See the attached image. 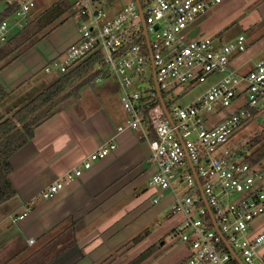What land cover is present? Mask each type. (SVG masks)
I'll use <instances>...</instances> for the list:
<instances>
[{"label": "built area", "instance_id": "obj_1", "mask_svg": "<svg viewBox=\"0 0 264 264\" xmlns=\"http://www.w3.org/2000/svg\"><path fill=\"white\" fill-rule=\"evenodd\" d=\"M223 2L130 0L110 14L105 7L114 5L106 6L103 0H76L73 13L80 18L79 37L60 56L62 62L57 57L44 67L48 73H67L103 51L97 70L119 78L129 114L118 132L138 131L149 143L148 162L155 166L150 185L173 196L175 232L190 248L181 264H231L230 248L245 264H255L264 246V231L253 235L255 221L264 215V170L246 162L241 148H225L245 127L264 130V59L248 72H240L233 60L248 48L244 35L222 43L212 37L191 41L184 34L192 22ZM37 3L7 1L18 6L15 14L22 18H28ZM7 35L4 21L0 39L6 40ZM129 68L141 82L147 81L144 93L141 87L131 90L136 76L127 73ZM210 79L212 84L189 104L178 103V98L168 100L180 87L186 91ZM230 106L234 110L220 116ZM116 148L115 142H109L88 154L83 169L76 167L60 176L42 192L43 197L56 195ZM184 184L185 194L180 195ZM160 197H154L153 203Z\"/></svg>", "mask_w": 264, "mask_h": 264}, {"label": "crops", "instance_id": "obj_2", "mask_svg": "<svg viewBox=\"0 0 264 264\" xmlns=\"http://www.w3.org/2000/svg\"><path fill=\"white\" fill-rule=\"evenodd\" d=\"M63 36L51 46L53 50H35L30 63L14 67L21 57L0 73V82L13 91L8 99L26 86L27 76L34 78L33 68L44 54V65L59 58L78 39L79 31L72 33L67 28ZM262 50L248 45L234 58V67L241 72L253 63L252 69L262 60L253 62ZM102 78L83 87L79 97L59 104L13 156L10 178L17 194L0 205V264H181L190 255V248L175 232L177 219L171 215V207L167 209L168 198L172 204L173 196L162 194L153 203L157 191L138 193L139 178L155 171L148 162L150 145L138 131L118 132L129 119L128 112L120 109L121 91L110 84L87 89ZM39 86L38 93L20 97L3 117L49 85ZM109 142H115L117 148L108 157L84 169L81 177L53 197H43L49 185L76 167L83 169L87 155ZM254 229L253 235L264 231V215L255 221ZM255 264H264V246Z\"/></svg>", "mask_w": 264, "mask_h": 264}, {"label": "trees", "instance_id": "obj_3", "mask_svg": "<svg viewBox=\"0 0 264 264\" xmlns=\"http://www.w3.org/2000/svg\"><path fill=\"white\" fill-rule=\"evenodd\" d=\"M117 1L103 0L106 6H112ZM17 8L16 5H8L0 13V24L15 14ZM73 9V0H54L44 11L31 17L19 32L4 40L0 45V73L34 49L55 27L69 17H75ZM102 57L103 51H99L84 59L69 72L60 74L52 84L18 107L10 116L0 120V205L13 199L17 194L10 178L13 171L11 163L13 156L33 138L36 128L53 114L59 104L70 97H79L81 89L91 84L99 76L110 75L101 69L93 73L98 64L102 62ZM193 88V86L188 87L186 92ZM12 92L0 82V104L5 102ZM151 137L154 138L155 135L151 133ZM141 138L144 140L143 137ZM241 152L246 162L264 170V130L257 131L248 141L245 149L241 148ZM137 238L141 239L142 236ZM222 245L226 247L225 244ZM231 264L241 263L234 257Z\"/></svg>", "mask_w": 264, "mask_h": 264}, {"label": "rangeland", "instance_id": "obj_4", "mask_svg": "<svg viewBox=\"0 0 264 264\" xmlns=\"http://www.w3.org/2000/svg\"><path fill=\"white\" fill-rule=\"evenodd\" d=\"M7 1L8 0H0V13L3 12L8 6ZM74 1L76 0H73V2ZM129 1L130 0H118L117 2H115L113 9H111L110 7H105V9L110 14H115L119 10L123 9V7L129 3ZM263 1L264 0H225L222 4L210 9L208 12H206L201 17L197 18L194 22H192L184 31V34L187 39L191 41L206 37H212L217 42L222 43L234 41L240 35H244L246 37L247 42H250L248 43L249 48H252V50L257 46H261L263 48L261 53H259V55L253 58V62H256L264 58V5H262ZM53 2L54 0H38L37 6L33 9L32 14L28 18L18 17L16 14H13L9 18H7L5 20L8 29L7 37H10L19 32L21 30V27L25 25L31 17H34L40 12L44 11ZM100 4L101 3H99V1L96 2V6H99ZM76 10H78V7L75 8V11ZM72 11H74V9ZM18 23H21L22 26H18ZM80 24L81 23L79 17H69L62 24L50 31L49 34L34 47V49H32L28 54L23 56L22 60H20L21 64L18 61L19 64L16 63L14 67L19 68L21 67L22 63H30L28 62V60L34 58L35 50L41 51L42 53H44L45 51L47 52L49 50H53L51 46L54 45L57 41L64 38L63 35L67 28L69 29V32L75 33L78 32V26ZM3 42L4 41L0 39V45H2ZM45 58H47V56H45L44 54L41 60L37 61L35 67L33 68L34 70L36 69V75H34V78L32 79L31 77L27 76L24 79L25 81L27 80L25 83L26 86L23 87V89H21L17 94H15V96H11L10 99H7L5 102L0 104V120L2 118H5L3 116L7 113V111L13 108V106H15V101L22 100V98L20 97L28 96V94L31 93L32 95L38 93L40 84H42V86H48L52 84L55 79L60 75L58 71H52L48 73L44 70V62L46 60ZM59 59V63L62 62L61 57ZM249 64L251 66L253 65V63ZM250 65L247 68H243L244 70H241V72L248 71L250 69ZM127 73L130 75H135L134 68H129L127 70ZM135 76L136 84L131 88V90L139 91V88L141 87L143 89L142 92L144 93V90L148 88L147 81L145 80L144 82H141L137 78V75ZM39 79L40 81L38 82ZM48 81L49 83H47ZM212 82L213 80L210 79L204 83L197 85L188 92L184 91L185 87H180L176 93L168 97V100H170L171 98H178V103L183 105L189 104L203 91H205L212 84ZM44 83L45 85H43ZM105 84H110L112 87H115L116 89L121 91L119 78L116 76L115 73H112L111 76L108 77L104 76V78H102L100 82L93 84V86H87V89L92 90L93 87L99 88L100 86ZM122 107H120L121 112H123L124 110L126 113L123 102ZM232 111V106H230L221 111L220 116L229 114ZM8 116L9 115H7V117ZM256 127L257 126L245 127V129L239 131L237 135L228 142L225 148L239 149L244 147L245 149L248 141L256 134ZM151 178L152 176L149 175H142L139 178V194L145 195L157 191L155 187L150 185ZM174 185L178 186V182L175 181ZM185 186L186 185L184 184L181 189L178 190L180 195L185 194ZM162 194L169 195L171 194V192L167 190L157 191L156 197H160ZM168 200L170 201V205L168 204L167 209L170 210L172 200L171 198H168Z\"/></svg>", "mask_w": 264, "mask_h": 264}, {"label": "water", "instance_id": "obj_5", "mask_svg": "<svg viewBox=\"0 0 264 264\" xmlns=\"http://www.w3.org/2000/svg\"><path fill=\"white\" fill-rule=\"evenodd\" d=\"M96 71H97V69H95V70L93 71V73H95ZM154 79H155V74H154ZM156 86H157V85H156ZM156 89H157V91H158V93H159V96L162 97V93L160 92L158 86H157ZM230 250H231L233 256H234V257H237L235 251H234L232 248H230ZM241 263L244 264L242 261H241Z\"/></svg>", "mask_w": 264, "mask_h": 264}]
</instances>
